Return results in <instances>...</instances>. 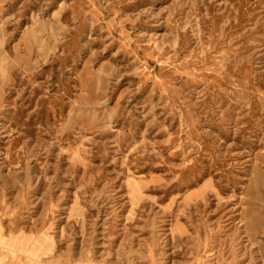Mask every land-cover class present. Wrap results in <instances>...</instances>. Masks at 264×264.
<instances>
[{"label":"rangeland","instance_id":"obj_1","mask_svg":"<svg viewBox=\"0 0 264 264\" xmlns=\"http://www.w3.org/2000/svg\"><path fill=\"white\" fill-rule=\"evenodd\" d=\"M0 224V264H264V0H0Z\"/></svg>","mask_w":264,"mask_h":264},{"label":"bare ground","instance_id":"obj_2","mask_svg":"<svg viewBox=\"0 0 264 264\" xmlns=\"http://www.w3.org/2000/svg\"><path fill=\"white\" fill-rule=\"evenodd\" d=\"M234 220H235V218H234ZM236 223L239 224L238 225L239 227L244 226L245 229L247 230V228H246L247 225L245 226V224H247V223H246L244 216H239V219L235 222V224ZM1 228L2 227L0 224V250L3 249L6 253H8L10 255H15L17 253H20V250H21L20 245L19 244L14 245V244L10 243L11 242L10 240L4 238V236L1 235Z\"/></svg>","mask_w":264,"mask_h":264}]
</instances>
